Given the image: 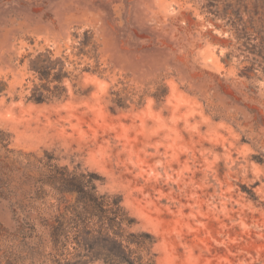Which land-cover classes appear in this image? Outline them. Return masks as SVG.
I'll return each instance as SVG.
<instances>
[{"label":"rangeland","instance_id":"rangeland-1","mask_svg":"<svg viewBox=\"0 0 264 264\" xmlns=\"http://www.w3.org/2000/svg\"><path fill=\"white\" fill-rule=\"evenodd\" d=\"M248 17L242 0H0V138L104 196L146 262L264 264V73ZM49 60L42 82L31 66ZM46 189L28 208L36 228L57 212ZM78 197L63 206L83 212ZM82 218L70 229L99 230ZM15 219L0 200V226Z\"/></svg>","mask_w":264,"mask_h":264},{"label":"trees","instance_id":"trees-1","mask_svg":"<svg viewBox=\"0 0 264 264\" xmlns=\"http://www.w3.org/2000/svg\"><path fill=\"white\" fill-rule=\"evenodd\" d=\"M243 8L249 15L241 30L248 40H258L251 52L262 59L264 73V0H242ZM251 32L256 33L252 34ZM88 34V32H87ZM254 35V38L252 36ZM83 46L92 45L85 41ZM93 50H96L95 45ZM31 68L39 79L49 81L57 63L49 60L45 64H32ZM60 73L54 74L53 81L62 82ZM35 100V99H34ZM41 103L42 100L36 99ZM2 133V131H0ZM0 138V200L12 204L17 227L0 226V264H155L136 256L131 244H136L134 233L125 242L118 220L109 217L113 208L98 202L99 198L87 196L84 181L67 168L51 164L37 157L34 152L14 151ZM49 186L57 199L56 214L49 218L35 217L43 228H36L29 219L30 211L39 212L38 202H45ZM96 190V187H93ZM78 194L77 201L86 205L83 212H73L70 206H63L67 194ZM119 210V204L113 203ZM113 213V212H112ZM83 215H97L99 230L70 229L74 221L83 222ZM132 237V238H130Z\"/></svg>","mask_w":264,"mask_h":264}]
</instances>
